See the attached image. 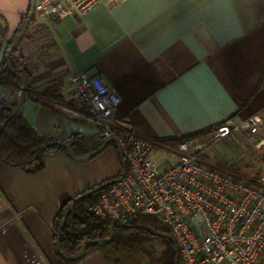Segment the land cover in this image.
Segmentation results:
<instances>
[{"label": "crops", "instance_id": "crops-1", "mask_svg": "<svg viewBox=\"0 0 264 264\" xmlns=\"http://www.w3.org/2000/svg\"><path fill=\"white\" fill-rule=\"evenodd\" d=\"M30 4L0 0V63ZM16 46L10 60L24 59L31 72L23 114L56 141L80 133L103 142L77 105L75 71L100 74L117 89L116 126L159 142L193 133L188 138L205 139L230 117H264V0H120L56 23L35 15ZM22 84L0 82V99L19 101ZM43 162L31 172L0 159V264H59L54 223L62 195L122 171L113 142L88 160L53 151ZM75 264L111 263L94 249Z\"/></svg>", "mask_w": 264, "mask_h": 264}, {"label": "built area", "instance_id": "built-area-1", "mask_svg": "<svg viewBox=\"0 0 264 264\" xmlns=\"http://www.w3.org/2000/svg\"><path fill=\"white\" fill-rule=\"evenodd\" d=\"M117 1L35 0V15L56 23ZM70 79L78 107L99 127L98 139H116L126 161L125 175L88 204V211L120 224L155 216L171 229L181 264H263L264 169L259 177L238 176L215 165L208 154L213 144L232 135L263 149L264 139H257L264 123L260 112L241 121L230 117L205 139L168 144L140 135L133 126H116L120 96L100 74L75 71Z\"/></svg>", "mask_w": 264, "mask_h": 264}, {"label": "trees", "instance_id": "trees-1", "mask_svg": "<svg viewBox=\"0 0 264 264\" xmlns=\"http://www.w3.org/2000/svg\"><path fill=\"white\" fill-rule=\"evenodd\" d=\"M32 3L33 0H31L30 7L24 14L22 24L16 31L14 37L8 40L4 58L0 63V82L8 83L14 86H20L21 83H23L21 79V75H23L27 80L28 92L30 88L31 72L27 68L26 61L24 59L17 60L16 62H12L10 60L12 68H14L13 70L8 65L7 52L20 33L24 23L29 18ZM24 35L20 36L19 41L23 39ZM16 50L17 46L14 48V51ZM17 105L18 101L10 104L6 99H0V127ZM191 135H194V133L177 138L165 139L164 142L168 144H175ZM53 141L56 140H54L51 136L42 135L35 130V128L29 123L23 114L21 108V110L15 114L6 124L3 132L0 133V159L10 164L22 165L31 172H37L44 168L43 157L46 153L61 151L69 155V148H71L76 154V157L84 158L93 150L102 146L105 142H99L93 137H88L80 133H74L62 140L68 144L67 146L59 144L53 145L41 152V154L35 160L27 161L28 159L32 158L42 146ZM262 172L263 170H258L256 172V176L259 177ZM121 173L122 171H120L117 177H120ZM97 185H94L88 189H92ZM109 186L93 193L75 205L74 209L67 217L66 223L62 230L60 247L64 254L69 256L73 255L80 251L88 241L109 237L110 226L117 224L114 228V238L109 242L102 244L95 243L89 246L87 251L75 260L65 259L60 256L58 263L75 264L90 251L94 249H100L111 264H139L146 257L151 261L152 264H175V244L169 239L158 236L148 229L124 227L119 225L120 223L111 218H100L88 211L87 205L95 202L99 196L109 188ZM83 192L75 195H62L61 208L56 215L54 223L56 241L58 238L60 224L69 206L76 196ZM131 224H144L153 227L156 231L171 234V229L169 226L160 222L153 215L139 217ZM156 241L163 245L161 250L155 248Z\"/></svg>", "mask_w": 264, "mask_h": 264}, {"label": "water", "instance_id": "water-1", "mask_svg": "<svg viewBox=\"0 0 264 264\" xmlns=\"http://www.w3.org/2000/svg\"><path fill=\"white\" fill-rule=\"evenodd\" d=\"M35 15V0H33V3H32V8H31V11H30V15H29V18L27 19V21L24 23L20 33L18 34L17 38L15 39L14 43L11 45V47L9 48L8 52H7V61H8V65L9 67L12 68V65H11V62H10V58H11V54L20 38V36L24 35L27 31V28L33 18V16ZM14 70V68H12ZM21 79L23 81V84H22V88H21V94H20V98H19V101H18V105L16 106V108L11 112V114L7 117V119L3 122V124L1 125L0 127V133L3 132L6 124L12 119V117L17 114L21 108L23 107L25 101H26V95H27V80L26 78L21 75ZM110 142H113L116 144L117 146V149H118V152L120 154V157H121V161H122V173H121V176L120 177H116V178H113V179H109L99 185H97L96 187L92 188V189H88L86 190L85 192L79 194L76 196V198L73 200V202L71 203V205L69 206L61 224H60V228H59V232H58V238H57V241H56V246H57V251L59 253V255L65 259H77L79 258L81 255H83L87 249L89 248V246L95 244V243H99V244H102V243H105V242H109L110 240H112L114 238V228L116 227L117 224H113L110 226V236L107 237V238H98V239H94V240H90L88 241L82 248L80 251H78L77 253L73 254V255H66L64 254V252L62 251L61 247H60V242H61V234H62V230L64 228V225L66 223V219L67 217L69 216V214L71 213V211L74 209L75 205L80 202L81 200L83 199H86L87 197H89L90 195H92L93 193L117 182L118 180L121 179V177H123L126 173V161L124 159V156L122 154V151H121V148H120V145L118 144V142L116 141V139L114 138H111V139H108L104 142V144L102 146H100L99 148L93 150L91 153H89L86 157L84 158H78L76 157V154L74 153V151L69 148V155L70 157H72L73 159L75 160H88V159H91L93 156L99 154L100 152H102L104 150V148L106 147V145ZM56 144H59V145H65L67 146L68 144L65 143L64 141H61V140H57V141H53V142H50L44 146H42L36 153L35 155L28 159L27 161H33L35 160L40 154L41 152H43L44 150H46L47 148L53 146V145H56ZM119 225H122L124 227H128V228H143V229H148L149 231L153 232L154 234L158 235V236H162V237H165L167 239H169L170 241H172L174 244H175V249H176V260H175V264H181V260H180V251H179V247L177 246L176 242H175V239L173 237L172 234H167V233H163V232H160V231H156L153 227L151 226H148V225H144V224H119Z\"/></svg>", "mask_w": 264, "mask_h": 264}, {"label": "rangeland", "instance_id": "rangeland-1", "mask_svg": "<svg viewBox=\"0 0 264 264\" xmlns=\"http://www.w3.org/2000/svg\"><path fill=\"white\" fill-rule=\"evenodd\" d=\"M238 140L225 138L219 140L211 147L213 157L217 161V165L233 172L238 176L251 177L256 176L258 170L264 169V148L262 152L256 150L251 144L237 136ZM264 138V126L261 127L257 134V139ZM251 154L254 157L251 159ZM257 177V176H256ZM155 248L161 250L163 245L155 242Z\"/></svg>", "mask_w": 264, "mask_h": 264}]
</instances>
